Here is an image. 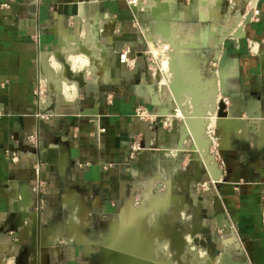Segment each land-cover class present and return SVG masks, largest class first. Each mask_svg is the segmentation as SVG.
<instances>
[{
  "label": "crops",
  "instance_id": "crops-1",
  "mask_svg": "<svg viewBox=\"0 0 264 264\" xmlns=\"http://www.w3.org/2000/svg\"><path fill=\"white\" fill-rule=\"evenodd\" d=\"M160 1L0 0V264H38L41 250L48 264H176L169 236L177 229L183 264H264V0ZM147 23H159L148 39L177 44L185 25L189 40L176 52L172 43L175 74L153 99L140 35ZM194 37L218 45L216 77L202 78L200 59L183 54ZM124 48L133 64L119 61ZM58 53L83 85L51 75L55 59L64 72ZM40 71L51 92L43 98ZM189 75L195 96L183 90L177 101L172 88ZM216 85L226 100L215 132L224 166L210 172L193 149L199 133L184 121L140 117L138 108L170 114L166 101L177 111L189 99L191 111L195 102L212 108ZM188 126L201 128L192 118ZM152 169L172 176L170 197L134 203Z\"/></svg>",
  "mask_w": 264,
  "mask_h": 264
},
{
  "label": "rangeland",
  "instance_id": "rangeland-1",
  "mask_svg": "<svg viewBox=\"0 0 264 264\" xmlns=\"http://www.w3.org/2000/svg\"><path fill=\"white\" fill-rule=\"evenodd\" d=\"M195 24V23H194ZM201 24H205V26H209L208 23H199L197 25V27L199 28L200 26L203 27V25ZM159 23H147V25L143 26V29L140 33V35H142L143 37H146L147 39V43H146V48H147V52L148 55L150 54V60H151V69H150V78H152V81L155 82L154 84V88L156 93L159 95L161 89L164 86L168 85V82H170V80L173 77V72L170 68V66H168V64L165 65V62H163L164 57H170L167 56L168 55V51H170V49H173L174 47V51L176 52V50L179 49V47H177L178 45L184 44L182 43V41H189L187 40L186 36H188V34H186V28L185 25H180L178 26V28H181L183 30V33H178V41L177 44H175V42H171L168 41V43H166V41L158 38V37H152L151 39H148L146 34L148 35H155L157 33L158 26ZM204 32V29H202ZM175 34V33H174ZM176 35V37H177ZM183 35V36H182ZM176 39V38H175ZM181 41V43H180ZM172 43H173V47H172ZM184 52L183 54L185 55H193V56H197L200 59V71L202 74V78H211V77H216V73L219 69V51H218V45H214L211 44L210 42H197L196 46H192L190 45L189 47H184ZM216 53H218V55H216ZM179 55V54H178ZM63 56V55H62ZM57 59H55V66L56 67H49V72L53 73V75L56 73L58 76H60L61 73V64L59 65L58 62H56ZM57 68V69H56ZM54 69H56L57 71H54ZM39 81H38V95H40L42 98L43 97H47L48 95L51 94L49 88H48V81L42 77L41 75V71H40V75H39ZM57 89V88H56ZM55 89V91H56ZM216 94L214 96V102L212 104V108H205V107H194V109L191 111L192 109V105L191 103H189V101H182L181 104V108L176 111V108L174 106V100H173V105L170 106V102L165 103L166 106H168L169 110H170V114L167 113H161L159 112V108L160 106H155L154 105V112L159 113V115H161L160 117L163 118L165 120V117H168V120H173L174 122H181V126L183 125V121L184 124L186 125V118L187 116L191 115L192 113H195V117L197 118H203L205 121V125H204V136L208 137V134H213V136H215V132H216V128L218 127V121L220 120V117L218 116L217 112L219 109V103L222 102V100L220 99V89L218 88V85H216ZM59 90V89H57ZM160 96V95H159ZM220 99V100H219ZM223 103V102H222ZM191 113V114H190ZM188 114V115H186ZM185 115V118H183V116ZM219 117V118H218ZM196 118V119H197ZM201 123V122H200ZM201 129H203V127H201ZM212 130H214V132H212ZM202 131V130H201ZM200 131V132H201ZM191 134L194 135L195 132L191 131ZM202 137V136H201ZM209 138V137H208ZM211 148V147H210ZM198 156H200V154L198 153ZM200 158V157H199ZM212 162V161H211ZM201 163V161H200ZM203 164V163H202ZM205 169V168H204ZM155 169H152L148 172L147 175V179H142V181H140L137 184V187L135 188V191L133 192V202H138L139 200H141L143 197L147 196H151L152 200L158 196H161L163 191H168L167 195H169L168 197H170V190L169 188H167V186H169L170 184L168 182H171L173 179L172 176L168 173V171H166L165 173H159L157 178L153 177L152 175L155 174ZM149 178V179H148ZM152 179V180H151ZM169 184V185H168ZM149 204V203H148ZM149 206L152 205H147V208ZM156 206V205H154ZM146 207V206H145ZM170 207H168L167 209H169ZM149 210V209H148ZM165 211V209L161 208V207H151L149 212H162ZM149 222V220H148Z\"/></svg>",
  "mask_w": 264,
  "mask_h": 264
},
{
  "label": "bare ground",
  "instance_id": "bare-ground-1",
  "mask_svg": "<svg viewBox=\"0 0 264 264\" xmlns=\"http://www.w3.org/2000/svg\"><path fill=\"white\" fill-rule=\"evenodd\" d=\"M159 2H161L160 0H151V3L149 4V8H152V7H154V8H158V6L156 5V3H159ZM138 5V1H136L135 3H133V6H137ZM177 30H178V32H176L175 34H178V33H183V30L181 29V28H177ZM198 31H199V29H197ZM197 30H195V31H197ZM186 31H187V29H186ZM200 32H201V34L203 35V32L200 30ZM203 37V36H202ZM199 41H201V39H198V37H194V40H193V42L195 43V45H196V43L197 42H199ZM57 55H59V53L57 54ZM77 58V57H76ZM65 59V58H64ZM163 62H165V65L166 64H168V66H170V68H171V70H172V72H173V75L175 74V69H174V65L172 64V62L170 61V59L168 58V57H165L164 58V60H163ZM66 63H67V61H66ZM70 63L73 65V66H77L78 64H79V61L78 60H76V59H72V57H71V59H70ZM84 64V63H83ZM60 65V64H59ZM63 65V64H62ZM69 65V64H68ZM70 66V65H69ZM78 67H79V65H78ZM63 68H64V65H63ZM71 68V67H70ZM77 68V67H76ZM62 69V68H61ZM61 72H62V75H63V73H64V75H65V68H64V72H63V69L61 70ZM178 70H177V74H178ZM179 75H180V73H179ZM193 78V77H192ZM191 77H190V75L189 76H187V77H181L180 79V83L179 84H176V85H174V87L172 88L173 90H174V92H175V95H176V97H177V101L179 100V97H180V94H181V92L183 91V90H186V91H188V92H190L192 95H194L195 93H196V84H197V82L195 83L194 82V80L192 79ZM154 82V81H153ZM195 85V86H194ZM152 85H148V91H149V94H150V96H152V99L154 98V93H155V90H153L152 89V87H151ZM169 86H170V83H169ZM187 95V94H186ZM149 96V97H150ZM195 96V95H194ZM156 98V97H155ZM195 107L197 108V106H196V102H195ZM193 115H195V113H193V114H191V115H189V116H187V118H186V124H187V127L188 128H184L185 130H186V132H190V130L191 131H193V132H197V134L199 133L201 136H202V140H200V137L199 138H197V135H196V138L197 139H199V141L197 142V143H195L194 144V149L196 150H198L199 152H200V155H201V157H202V159L205 161V162H208V160H209V158H211L210 157V155H208V153H207V147H208V144H209V139L206 137V136H204V134H203V130H204V125H205V121H204V119L203 118H197V117H195V116H193ZM190 118H192V120H194V119H196V121H199V123H200V125H201V127H203V129H201L200 128V131L199 130H194V129H192V128H190L189 126H188V120L190 119ZM186 132H185V134L183 135V137L186 135ZM207 166H208V169H209V171L210 172H212V170L216 167L215 166V164H213V163H207ZM157 176H158V174L157 173H155ZM153 176H155L154 174H153ZM156 177V176H155Z\"/></svg>",
  "mask_w": 264,
  "mask_h": 264
},
{
  "label": "built area",
  "instance_id": "built-area-1",
  "mask_svg": "<svg viewBox=\"0 0 264 264\" xmlns=\"http://www.w3.org/2000/svg\"><path fill=\"white\" fill-rule=\"evenodd\" d=\"M35 2H37L38 0H34ZM130 5L131 7H135V8H138V7H143V5H145V3L147 1H151V0H126ZM136 1H138V5L137 6H133V3H135ZM250 4L252 5V3L250 2ZM5 6H7L6 3H4ZM250 5V6H251ZM134 9V8H132ZM251 9H252V14L254 15L255 13H257V10L255 9V6H251ZM127 53H128V49H122V51L119 53L118 57H119V61L122 62V63H131L133 64V61H130L128 58H127ZM220 99L222 100V102L225 104L226 103V100L222 97H220ZM219 99V100H220ZM138 111H140L139 115L140 117H150V118H155V117H158L160 116L159 113L157 112H154V111H148V113L146 114V112L144 110H142L141 108H138ZM38 115H40L41 117H45V115H43V113H40L38 111ZM167 117H165V120L164 121H167ZM212 132H214V130H212ZM209 137V138H208ZM208 139H209V144H208V147H207V153L208 155H210L211 158H209L208 162H205L201 155L199 156L200 157V160H201V163H203V166L204 168L209 171L208 169V166H207V163H213L215 164V166H224V160L221 158V154L219 153V150H218V147L216 146V140H215V136H213V134H208ZM27 139L30 141V142H33L35 141L36 139V134L35 133H31L27 136ZM211 147V148H210ZM141 148L140 147H137V146H133L132 147V150L136 153L138 150H140ZM194 149V147H193ZM195 150V149H194ZM197 150V149H196ZM8 159L10 161H17L18 159V156H17V153H13V152H10V150H8ZM134 153V154H135ZM198 153L200 154V152L198 151ZM37 170V169H36ZM219 181V177H214L212 179V182L213 183H216ZM261 207H262V218H263V221H264V194L262 196V201H261Z\"/></svg>",
  "mask_w": 264,
  "mask_h": 264
},
{
  "label": "water",
  "instance_id": "water-1",
  "mask_svg": "<svg viewBox=\"0 0 264 264\" xmlns=\"http://www.w3.org/2000/svg\"><path fill=\"white\" fill-rule=\"evenodd\" d=\"M251 6H253V5H251ZM244 10L245 9H243V11L241 13H244ZM212 14H214V11ZM250 16H251V11H248V13H246V19L245 20L247 21L250 18ZM233 26H234V24H233ZM57 58L64 65L65 76L70 80L76 81L79 86L83 85L84 80H83L82 76L79 73L76 74L72 71V69L70 68L68 63H66V60L64 59V57L61 54H59V55H57ZM217 114L219 117L227 116V112L225 110L224 103H222V102L219 103V109H218ZM19 213L21 215L27 214L26 212H23V211H21ZM180 233H181V231L177 229V230L173 231V233L169 236L170 245L175 250V253L172 256V259L174 261H176V264H183L182 259H181V255L184 251L185 240H184V237H179ZM175 238L177 240H179V243L174 241ZM115 251H116V249H113L112 252H115ZM212 259H214V256L212 257ZM143 262H144V264H152V261H150L149 259H145V260H143ZM19 264H20V261H19ZM38 264H48V252L46 250H41L40 252H38ZM162 264H167V261H164ZM217 264H226L224 257H221Z\"/></svg>",
  "mask_w": 264,
  "mask_h": 264
}]
</instances>
